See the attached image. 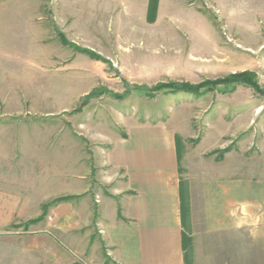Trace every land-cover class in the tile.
Here are the masks:
<instances>
[{
	"label": "rangeland",
	"instance_id": "rangeland-1",
	"mask_svg": "<svg viewBox=\"0 0 264 264\" xmlns=\"http://www.w3.org/2000/svg\"><path fill=\"white\" fill-rule=\"evenodd\" d=\"M187 1L197 12L146 29L133 14L76 0H0L11 8L0 12L11 23L0 44L1 190L42 198L45 211L85 191L94 203L107 188L102 153L136 126L175 135L183 179L216 164L251 165L260 176L264 95L214 83L250 73L264 91V0H234L236 10L229 0ZM169 83L195 90L156 88ZM35 220L12 229L25 233Z\"/></svg>",
	"mask_w": 264,
	"mask_h": 264
},
{
	"label": "crops",
	"instance_id": "crops-1",
	"mask_svg": "<svg viewBox=\"0 0 264 264\" xmlns=\"http://www.w3.org/2000/svg\"><path fill=\"white\" fill-rule=\"evenodd\" d=\"M76 1L79 8L84 2L91 9L122 11L128 19L133 14L146 29L173 12H197L187 0ZM239 2L229 0L228 10ZM7 10L0 4V12ZM3 17L0 44L11 36ZM100 161L107 188L94 203L85 191L45 211L42 198L0 189V264H104L102 247L110 264H187L185 238L194 264H264L261 169L257 178L251 165L216 164L183 179L175 135L139 126L116 139ZM40 217L25 233L12 229Z\"/></svg>",
	"mask_w": 264,
	"mask_h": 264
},
{
	"label": "trees",
	"instance_id": "trees-1",
	"mask_svg": "<svg viewBox=\"0 0 264 264\" xmlns=\"http://www.w3.org/2000/svg\"><path fill=\"white\" fill-rule=\"evenodd\" d=\"M153 1H156V0H153ZM154 5L155 4H151V8L148 12V15H149V19L150 17L154 14ZM88 54L91 56V57H95V58H98V56L95 54V53H92V52H88ZM225 83H238V84H244V85H249L253 88H256L257 92L259 94H262L264 95V91L260 88L257 87V85L252 81V78H251V74L250 73H241V74H232L228 77H226L225 79H221V80H217L214 84H225ZM204 84V83H202ZM169 88L170 90L172 91H181V92H189V91H194L195 90V86L193 87V85H189L187 83H181L180 85H177L175 83H169L167 85H158V87L156 88ZM200 87H203V85H197L196 89H200ZM67 198H61V199H57L55 200L53 203H59V202H63V201H66ZM43 219V217H40L38 219H36L35 221L36 222H39Z\"/></svg>",
	"mask_w": 264,
	"mask_h": 264
}]
</instances>
